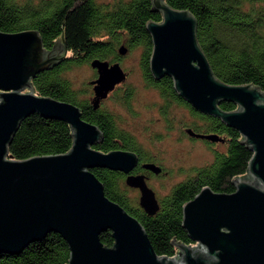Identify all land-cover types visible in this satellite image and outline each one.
<instances>
[{
  "label": "water",
  "instance_id": "water-1",
  "mask_svg": "<svg viewBox=\"0 0 264 264\" xmlns=\"http://www.w3.org/2000/svg\"><path fill=\"white\" fill-rule=\"evenodd\" d=\"M162 21H149L153 50L150 71L156 81L173 79L177 94L197 112L220 119L240 132L241 143L252 153L248 172L235 177L231 194L204 187L183 207V228L194 245L173 244L179 252L160 256L143 224L111 200L93 169L126 174L129 187L140 192V205L155 216L160 210L156 192L145 174H134L136 152H102L99 126L83 118L79 106L35 93L33 79L68 57L65 44L45 48L37 30L0 31V254H18L52 233L60 234L70 249L67 264H264V91L254 84L231 85L213 72L197 39V20L188 10H177L167 0H152ZM119 53H128L126 46ZM97 78L92 104L99 109L128 74L120 62L94 59ZM224 102L237 108L226 111ZM38 114L65 121L73 130L72 149L65 154L16 160L10 145L21 123ZM188 135L213 143L225 142L217 133ZM143 168L159 175L163 168ZM111 231L112 247L101 241Z\"/></svg>",
  "mask_w": 264,
  "mask_h": 264
},
{
  "label": "trees",
  "instance_id": "trees-1",
  "mask_svg": "<svg viewBox=\"0 0 264 264\" xmlns=\"http://www.w3.org/2000/svg\"><path fill=\"white\" fill-rule=\"evenodd\" d=\"M167 2L174 9L188 10L195 16L198 42L220 80L231 85L254 84L264 91V0ZM149 21H162V14L154 10L152 0L104 3L98 0H0V31L37 30L46 49L67 46L70 56L53 69L40 73L32 83L37 95L75 104L81 108L86 121L99 126L105 138L96 149L106 153L127 150L141 154L143 151L137 139L119 126L112 111L106 110L103 104L99 109L94 108L93 97L89 98L91 88L93 90L90 83L85 90L75 89L65 72L81 64L91 66L94 59L119 62L122 58L119 48L123 45L128 51L143 49L145 78L148 86L164 98V112L175 104L188 108L201 121L190 123V128L202 134L217 133L225 139L224 150L213 148L215 144L210 142L213 162L195 169V176L176 185L168 196L159 200L160 210L155 216L148 215L138 199L129 197V191L134 188L127 185L126 174L109 169L92 170L103 182L106 195L143 224L156 252L160 256L173 257L178 251L174 240L194 244L182 225L184 205L206 186L218 193H233L232 180L247 174L253 153L241 143L240 132L218 118L197 112L183 100L175 91L172 78L167 76L160 81L153 78ZM121 92V104L130 107L133 90L126 85ZM221 108L232 111L237 106L224 102ZM181 130L188 136L182 127ZM73 142V130L68 123L35 114L21 123L10 145V155L16 160H26L65 154L72 149ZM101 241L112 247L115 242L112 232L102 233ZM69 259V246L58 233L32 243L21 253L0 254V264H67Z\"/></svg>",
  "mask_w": 264,
  "mask_h": 264
},
{
  "label": "rangeland",
  "instance_id": "rangeland-1",
  "mask_svg": "<svg viewBox=\"0 0 264 264\" xmlns=\"http://www.w3.org/2000/svg\"><path fill=\"white\" fill-rule=\"evenodd\" d=\"M98 1L104 3L112 0ZM142 60L141 47L122 56L119 62L128 72V78L123 87L120 86L102 104L116 116L119 126L137 139L143 152L154 157L151 159L165 168L166 175L148 180V185L161 200L168 196L176 185L190 176H195L193 172L195 169L212 163L214 154L207 141L191 139L182 134L181 127H190L189 124L193 122L201 123L188 108L175 104L167 108V113L164 112L165 100L156 89L148 86ZM65 76L75 89L85 90L97 74L90 65L81 64L68 69ZM126 85L134 92L128 108L120 102L123 95L121 91ZM90 91L89 98H92L94 97L92 88ZM161 106L162 114L158 109ZM214 148L224 150L222 144L215 145ZM129 197L140 201L139 190L129 191Z\"/></svg>",
  "mask_w": 264,
  "mask_h": 264
},
{
  "label": "flooded vegetation",
  "instance_id": "flooded-vegetation-1",
  "mask_svg": "<svg viewBox=\"0 0 264 264\" xmlns=\"http://www.w3.org/2000/svg\"><path fill=\"white\" fill-rule=\"evenodd\" d=\"M125 70V69H124ZM126 71V70H125ZM127 72V71H126ZM127 74H128V72H127ZM97 78V77H96ZM128 78V77H127ZM121 85V84H120ZM120 85H118L117 86V88L120 86ZM116 88V89H117ZM116 89L114 90V91H116ZM113 91V92H114ZM112 92V93H113ZM112 93H110V95L112 94ZM109 95V96H110ZM103 103V102H102ZM159 109V112L162 114V106L161 107H159L158 108ZM184 130H185V133L188 135V133H187V129H189L190 127H182ZM192 129V128H191ZM187 137H189V138H191V139H197V138H193V137H191V136H187ZM203 140V139H202ZM205 141H207V140H205ZM208 142V141H207ZM225 142H216V143H213V144H215V145H220V144H224ZM209 144H210V141H209ZM211 146H213V145H211ZM214 148V147H213ZM145 152H143L142 151V153L141 154H139V153H137L138 154V156H139V159H140V162H139V165H138V167L133 171V173L134 174H145L146 176H147V182H148V180L150 179V178H152V177H162V176H164V175H166V171H165V168L162 166V164H160V163H157L156 161H154L153 159H151V158H154V157H151L150 155H148L147 153H145ZM146 163H155L156 165H159V166H161L162 168H163V172L161 173V174H159V175H156V174H154V173H152L151 171H149V170H146V169H144L143 168V165L144 164H146ZM138 190V189H137ZM159 200V199H158ZM160 202V201H159ZM194 243V242H193ZM195 244V243H194ZM194 244H192V245H194ZM191 245V244H190ZM179 252V250L177 251V253Z\"/></svg>",
  "mask_w": 264,
  "mask_h": 264
}]
</instances>
